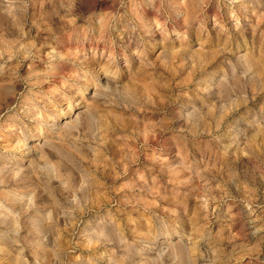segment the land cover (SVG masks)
<instances>
[{"label": "rangeland", "instance_id": "374dc122", "mask_svg": "<svg viewBox=\"0 0 264 264\" xmlns=\"http://www.w3.org/2000/svg\"><path fill=\"white\" fill-rule=\"evenodd\" d=\"M0 264H264V0H0Z\"/></svg>", "mask_w": 264, "mask_h": 264}]
</instances>
